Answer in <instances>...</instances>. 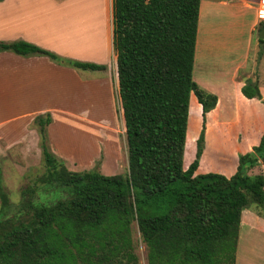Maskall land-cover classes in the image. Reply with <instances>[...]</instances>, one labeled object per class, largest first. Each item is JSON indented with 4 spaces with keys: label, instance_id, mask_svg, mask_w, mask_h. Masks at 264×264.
I'll use <instances>...</instances> for the list:
<instances>
[{
    "label": "trees",
    "instance_id": "16d2710c",
    "mask_svg": "<svg viewBox=\"0 0 264 264\" xmlns=\"http://www.w3.org/2000/svg\"><path fill=\"white\" fill-rule=\"evenodd\" d=\"M1 1V0H0ZM200 0H112L117 113L127 170L111 175L69 169L48 143L49 113L33 119L43 171L10 201L0 174V264H138L135 223L147 264H235L241 214L253 203L264 219V133L238 155L231 176L195 173L204 147L206 113L216 102L193 78ZM264 27L260 20L258 30ZM261 46L264 39H258ZM261 49V48H260ZM0 51L42 55L82 69L106 66L59 57L24 40ZM264 48L259 51V59ZM264 105L256 80L241 86ZM193 94L202 128L184 166Z\"/></svg>",
    "mask_w": 264,
    "mask_h": 264
},
{
    "label": "crops",
    "instance_id": "0c3cea01",
    "mask_svg": "<svg viewBox=\"0 0 264 264\" xmlns=\"http://www.w3.org/2000/svg\"><path fill=\"white\" fill-rule=\"evenodd\" d=\"M84 2L89 5L86 14H82ZM259 22L255 0H200L193 78L202 89L217 96L215 106L207 115L216 112L222 123L253 122V125L246 136L243 134L239 141L235 140L230 154H225L223 159L224 153L216 155L212 159L214 163L209 162L206 170H200V161L206 155L204 145L195 173L217 172L231 176L237 169L238 152L251 151L264 133L263 104L241 93L246 79L255 80L256 75H251L248 67L252 50L259 43ZM82 26L89 31V38H81ZM15 40L33 43L62 58L106 68L82 69L47 56L0 51V154L3 149L19 146L26 157L31 148L40 156L39 135L33 127V119L38 114L49 113L52 117L47 126L50 149L58 157L65 156L61 149L64 137L53 125L57 115L74 116L87 123L83 128L88 130L82 132L84 136L89 134V141L85 144L79 141L72 164L92 168L100 160L99 171L103 174L121 172V151L117 134L115 136L117 80L109 68L114 56L109 0H1L0 41ZM263 60L264 55L260 61ZM259 85L264 86L260 81ZM260 91L264 98L262 87ZM224 100H229L232 109L225 117ZM98 128L114 134V146L109 145L107 135L104 137ZM75 132L80 133V130ZM252 135L254 139L247 144V137ZM223 161L228 165L222 164ZM260 170L264 172V164L251 172ZM253 224L264 226V219L244 209L235 264H264V251L250 252L242 243L254 230Z\"/></svg>",
    "mask_w": 264,
    "mask_h": 264
},
{
    "label": "rangeland",
    "instance_id": "374dc122",
    "mask_svg": "<svg viewBox=\"0 0 264 264\" xmlns=\"http://www.w3.org/2000/svg\"><path fill=\"white\" fill-rule=\"evenodd\" d=\"M80 3V2H79ZM84 2L82 5V14L88 13V6L85 5ZM109 11L110 15L112 17V0H109ZM96 30V28H95ZM81 32V38H89V31H86L85 26H82ZM257 31L255 32L254 38H256ZM261 48V49H260ZM264 48V45L261 46L259 43L257 47L252 50L251 53V60L249 61V73H252L255 76V80L258 83L259 89L262 87V90L264 92V86L259 85V81L262 85H264V60L260 61L259 59V51ZM114 55V54H113ZM112 55V56H113ZM109 68L111 69V73L115 75V63H114V56L112 57L111 62L109 63ZM244 83V82H243ZM261 92V91H260ZM262 95V94H261ZM263 97V96H262ZM257 99V98H256ZM260 101V100H259ZM225 107L223 116H229V113H232L231 105L229 100H224ZM261 102V101H260ZM264 106V105H263ZM201 105L197 102L195 96L191 94L190 101H189V123H188V130H187V140H186V146H185V152H184V166L186 167L191 160L194 157L195 148H196V139L199 135L200 129L202 128V115H201ZM82 117V116H81ZM105 117L107 118V115L105 114ZM83 118V117H82ZM221 118L216 112H211L205 117L204 122V145L206 147L205 150V157L202 158V161H200V170H206L207 164L214 163L212 160L215 158L216 155L222 154V158L225 154H230L229 152L233 149V145L236 141H239V138L244 134L246 136V133H248V130L252 128V123L250 122H244L243 124L237 122L236 124H230L229 123H222ZM108 123H109V113H108ZM222 123V125H221ZM255 123V120H254ZM87 123H85L81 119H77L74 116H56V120L54 122V127L57 130L59 129L60 134L64 137V140L62 141V152L63 155L60 158L65 162L66 166L71 170L80 171L82 169L87 168H80L78 166H75L72 164L71 158L77 154L75 152V148L77 145H79V141L83 144L87 143L89 141V134L88 136H84L83 130H88L83 128ZM35 128V126L33 125ZM76 130H80V133H76ZM99 133H103L104 137L107 135L109 145L110 143L114 146V134L111 133V131L106 130L105 128H98ZM102 131V132H101ZM116 132L115 136L117 134L119 148L121 151L120 155V170L121 172H125L127 170V153H126V144H125V135H124V129H123V123L120 118V115L118 116V122L116 126ZM207 135V142L205 144V136ZM66 138V139H65ZM254 139L253 135L249 138L247 137V144L251 142V140ZM49 143V142H48ZM252 150V149H251ZM35 149L31 148L29 151V155L26 157L24 156L19 146H13L10 148L3 149L0 154V174L2 179V185L4 190L7 192V195L9 197L10 201V208L8 212L11 214L14 212L15 206L20 202L21 200V190L29 186L33 181L36 179L37 176H39L43 171V162H42V156H38L35 153ZM228 152V153H227ZM246 153V152H245ZM239 154H244L241 152H238L237 157ZM77 157H80L82 159H85L84 156L77 155ZM238 159V158H237ZM99 166H100V160H98ZM222 164H227L228 162L223 161ZM95 166V165H94ZM93 166V167H94ZM92 167V168H93ZM91 169V168H87ZM99 169V167H98ZM251 212L257 213V208L255 204L251 205L248 208ZM259 217H261L259 215ZM254 230H252L250 236L244 237L242 239V243H244L245 248H247L250 252L256 251L261 252L264 251V226L261 224H253L252 226ZM244 229V227H243ZM132 237H133V243H134V250L138 258V264H147V258H146V247L143 241L140 238L137 226L135 223L132 224Z\"/></svg>",
    "mask_w": 264,
    "mask_h": 264
},
{
    "label": "built area",
    "instance_id": "2783aa9c",
    "mask_svg": "<svg viewBox=\"0 0 264 264\" xmlns=\"http://www.w3.org/2000/svg\"><path fill=\"white\" fill-rule=\"evenodd\" d=\"M257 15L260 20H264V0H255Z\"/></svg>",
    "mask_w": 264,
    "mask_h": 264
},
{
    "label": "water",
    "instance_id": "95a60500",
    "mask_svg": "<svg viewBox=\"0 0 264 264\" xmlns=\"http://www.w3.org/2000/svg\"><path fill=\"white\" fill-rule=\"evenodd\" d=\"M258 38L259 39H264V27L261 29Z\"/></svg>",
    "mask_w": 264,
    "mask_h": 264
}]
</instances>
